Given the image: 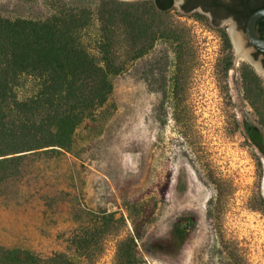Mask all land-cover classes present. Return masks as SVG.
Returning a JSON list of instances; mask_svg holds the SVG:
<instances>
[{
  "label": "rangeland",
  "instance_id": "rangeland-1",
  "mask_svg": "<svg viewBox=\"0 0 264 264\" xmlns=\"http://www.w3.org/2000/svg\"><path fill=\"white\" fill-rule=\"evenodd\" d=\"M42 1L0 0V11L45 12ZM158 24L162 36L114 77L72 152L0 193L1 246L66 252L112 212L122 220L109 223L96 264H114L115 241L128 235L141 237V264H264V76L227 22L176 5Z\"/></svg>",
  "mask_w": 264,
  "mask_h": 264
},
{
  "label": "trees",
  "instance_id": "trees-1",
  "mask_svg": "<svg viewBox=\"0 0 264 264\" xmlns=\"http://www.w3.org/2000/svg\"><path fill=\"white\" fill-rule=\"evenodd\" d=\"M42 3L47 10L35 14L0 11V193L17 189L22 180L28 184L38 161L71 153L78 127L93 121L111 97L114 77L163 34L158 19L166 7L158 2ZM249 135L259 144L253 130ZM119 220L102 212L94 227L71 236L66 252L46 257L0 245V264H96L109 223ZM191 223L185 218L177 234ZM139 240L117 239L114 264H141Z\"/></svg>",
  "mask_w": 264,
  "mask_h": 264
},
{
  "label": "flooded vegetation",
  "instance_id": "flooded-vegetation-1",
  "mask_svg": "<svg viewBox=\"0 0 264 264\" xmlns=\"http://www.w3.org/2000/svg\"><path fill=\"white\" fill-rule=\"evenodd\" d=\"M158 2L165 12L171 11L176 5L183 13L200 12L210 17L215 23H229L238 29L241 35V48L244 55L255 64L264 76V52L254 48L246 34L249 16L264 8V0H137ZM258 38L264 39V17H260L254 27ZM249 61V60H248ZM251 62V61H250Z\"/></svg>",
  "mask_w": 264,
  "mask_h": 264
},
{
  "label": "water",
  "instance_id": "water-1",
  "mask_svg": "<svg viewBox=\"0 0 264 264\" xmlns=\"http://www.w3.org/2000/svg\"><path fill=\"white\" fill-rule=\"evenodd\" d=\"M119 1H136V0H119ZM260 17H264V8L259 9L255 12H253L248 20H247V24H246V34L252 44V46L262 52H264V39H260L257 37L254 27L256 24V21L260 18ZM247 60L251 61L250 58L246 57ZM253 63V62H252Z\"/></svg>",
  "mask_w": 264,
  "mask_h": 264
},
{
  "label": "bare ground",
  "instance_id": "bare-ground-1",
  "mask_svg": "<svg viewBox=\"0 0 264 264\" xmlns=\"http://www.w3.org/2000/svg\"><path fill=\"white\" fill-rule=\"evenodd\" d=\"M233 39H234V42L237 45V47L238 48H241L242 45H241V39H240V37L239 36H234Z\"/></svg>",
  "mask_w": 264,
  "mask_h": 264
}]
</instances>
